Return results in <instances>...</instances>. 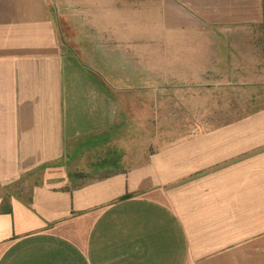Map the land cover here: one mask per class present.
<instances>
[{"label":"crops","instance_id":"crops-1","mask_svg":"<svg viewBox=\"0 0 264 264\" xmlns=\"http://www.w3.org/2000/svg\"><path fill=\"white\" fill-rule=\"evenodd\" d=\"M76 1L0 0V264H264V78L225 69L264 0ZM113 69L229 117L126 155Z\"/></svg>","mask_w":264,"mask_h":264},{"label":"rangeland","instance_id":"rangeland-1","mask_svg":"<svg viewBox=\"0 0 264 264\" xmlns=\"http://www.w3.org/2000/svg\"><path fill=\"white\" fill-rule=\"evenodd\" d=\"M64 1H66L67 4H75V2H77L76 0ZM90 5L92 4L90 3ZM57 23L60 27L64 52L67 53V41L69 39V34L67 33L66 26L61 21L57 20ZM237 37L235 38L236 40L234 39L231 42H234V47H232L230 51H228V53H231V56L233 57L229 55L230 57L226 61V63L231 64L232 66H226L225 69L231 71L234 76L241 77V75L246 72V68H248L249 73H254V75H252L254 77V80L261 81L264 78V27H253L248 31H245L244 35L242 34L238 38ZM226 39L229 40L230 38ZM236 47H238V50L236 49ZM92 52L95 55V63H97L96 66L94 65L97 78H99L100 81L104 82L101 50L96 49L94 53V51H92L91 49L90 53ZM117 61L118 60H116V62ZM246 61L249 62V67L242 66L243 64H246ZM114 71H110L113 72V77L111 80L113 86L117 88H125L126 86H129V88H132L129 92L120 90L114 93L119 101L122 118H124L125 122L128 124V126H122L121 130L117 131L116 135L114 136L115 139L119 138L117 140V143L115 144V148L119 151L123 150L126 155L139 153L140 150H142L143 153H149L155 148H160L167 143L193 133L195 130L190 128V126L220 125V123L224 121L223 119L225 117H229L223 114H213L215 111L214 103L222 94L217 90L218 88H216L215 85V87L209 89L211 86H213V84L207 83L208 85L206 86L208 89L205 91V95L207 104L208 106H210L209 109L212 114L198 115L193 113V110L196 109H190L188 107L189 104H184V102L186 101L187 103H189V100L187 99L185 101L181 99V97H177V94L182 95V93L181 91L175 90V92H173L175 99L173 98L169 100L171 103L174 102L175 104V108L173 110H175L174 119L176 124L175 126H166V122L168 120L165 107L167 104V98L164 97V94H167V88H160V98H156L154 96V93H152L153 90L151 89L149 84H133L130 82L125 83L121 80H124V75L122 76V78L119 77L120 75L124 74V70L119 71L118 69H116L115 73ZM158 106L164 108L163 114L156 115L153 113L154 110L156 112V107ZM189 111L190 113H188ZM135 122H137L136 126ZM79 161L72 162L71 164H66V166L61 169L49 171L43 177L41 174V182L53 181V177H58L61 173L63 174V176H66L67 170L69 168L71 169V167L74 168L75 166H77L79 164ZM84 170L85 169H82V171ZM95 176L99 175L92 173V175L88 174V176L84 175L81 178H76L75 184H83L90 179L95 178Z\"/></svg>","mask_w":264,"mask_h":264},{"label":"trees","instance_id":"trees-1","mask_svg":"<svg viewBox=\"0 0 264 264\" xmlns=\"http://www.w3.org/2000/svg\"><path fill=\"white\" fill-rule=\"evenodd\" d=\"M84 175L86 176L85 173H80V174H78V175H75V177H76V178H81V177H83Z\"/></svg>","mask_w":264,"mask_h":264}]
</instances>
